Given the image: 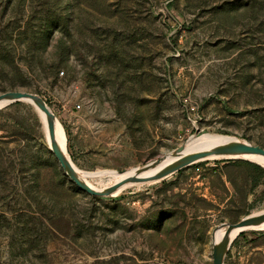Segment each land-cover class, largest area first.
Masks as SVG:
<instances>
[{
  "label": "rangeland",
  "instance_id": "obj_1",
  "mask_svg": "<svg viewBox=\"0 0 264 264\" xmlns=\"http://www.w3.org/2000/svg\"><path fill=\"white\" fill-rule=\"evenodd\" d=\"M35 11L40 33L22 34ZM0 24L19 26L0 93L41 96L82 170L140 167L203 132L264 148V0H0ZM20 102L0 108V264H212L213 231L264 210V171L228 158L91 195ZM227 264H264V245Z\"/></svg>",
  "mask_w": 264,
  "mask_h": 264
},
{
  "label": "water",
  "instance_id": "obj_2",
  "mask_svg": "<svg viewBox=\"0 0 264 264\" xmlns=\"http://www.w3.org/2000/svg\"><path fill=\"white\" fill-rule=\"evenodd\" d=\"M1 100H6V104L4 105V107L16 101L28 102L37 109L39 114L40 112H42L46 116L47 127L49 131L50 139H51L49 148L54 153L60 166L63 168L64 172L68 175V177L80 189L90 193L91 195L108 196V195H111L117 188H119L120 186L126 183H135V182L149 181V180H160L164 178L165 176L177 170H180L181 168L189 166L195 162L202 161V160H208L207 158L208 156H219L220 157L216 159H225V158L246 159L243 157L244 155L258 154L264 157L263 147L259 145H253L244 140L241 141L238 139H235L233 141H230L224 144L216 145L205 151H199V152L191 153V154L184 155V156L179 155V152H181L182 149L184 148V145L181 144L179 147L170 151L173 156H180L177 159L176 163L164 169H161L160 171H157L151 175L144 176L143 175L144 172L150 169L156 168L160 164L162 158L163 159L166 158V154H165L159 159L149 162L143 166L134 168V171L132 173L126 175L125 177H123L122 179L114 183L113 185L103 190H98V189L91 187L89 184H87L85 181L79 178L77 171L75 167L73 166V163L71 162L69 157L66 156L63 150H61L59 144L57 143L55 139L56 121H57L56 115L54 114V112L51 110V108L47 105V103L43 100L41 96H39L37 93L29 92V91H8V92L0 93V101ZM124 171L125 170L119 171V172H124ZM262 221H264V211L262 212L260 211L259 213H256V214L254 213L249 214L236 223H228V222L223 223L222 225H225L226 229L222 237L219 239V241L214 242L212 244V264H224L227 251L232 241L239 233L246 230V229H240V231H238L236 235L231 237L230 234L234 229L243 228L249 225H255Z\"/></svg>",
  "mask_w": 264,
  "mask_h": 264
},
{
  "label": "bare ground",
  "instance_id": "obj_3",
  "mask_svg": "<svg viewBox=\"0 0 264 264\" xmlns=\"http://www.w3.org/2000/svg\"><path fill=\"white\" fill-rule=\"evenodd\" d=\"M5 104H6V100H1L0 101V108L3 107ZM40 115H41V118L43 121L47 142L49 145L51 139H50V135H49L48 127H47L46 116L42 112H40ZM57 121H56L55 139H56L57 143L59 144L61 150H63V152L66 154V156L69 157L67 151H65L66 139L64 136L63 128ZM235 139L241 140V139L234 137V136L224 135L223 133L218 134L215 132L214 133L203 132L200 135L194 134L190 138H188L187 141H185L183 143L184 148L182 149L181 152H179V155L184 156V155L196 153L199 151H205V150L210 149L216 145L224 144V143L233 141ZM241 141H243V140H241ZM180 156H173L171 154V152L167 153L166 158L165 159L162 158L160 164L156 168L150 169V170L144 172L143 175L144 176L151 175L157 171H160L161 169H164V168L176 163L177 159ZM243 157L246 159L252 160V161H256L259 164H261L262 166H264V157L261 155L247 154V155H244ZM207 158L210 159V158H220V157L219 156H208ZM69 159H70V157H69ZM73 166L75 167L79 178H81L83 181H85L91 187L97 189V188H99V186H96L95 184L96 183L102 184L101 187H104V188H99L98 190H103V189L113 185L114 183H116L117 181H119L120 179H122L123 177H125L126 175H128L134 171V168H131V169L124 171V172H119L115 169H99V170H95V171H90V170H82V169L78 168L74 163H73ZM104 179H108L106 183H105ZM155 181H158V180H149L148 182L154 183ZM142 184H146L145 181L144 182L140 181V182H135V183H126V184L120 186L119 188H117L112 193V195L118 194L122 190H124L128 187L140 186ZM262 211H264V210H261V212ZM259 212L260 211L255 212L254 214L259 213ZM225 229H226V226L221 225L213 231L212 243L219 241V239L222 237ZM240 229L264 230V221H262L258 224H255V225H249V226H245L243 228H236L231 232V234H230L231 237L236 235V233L238 231H240Z\"/></svg>",
  "mask_w": 264,
  "mask_h": 264
},
{
  "label": "trees",
  "instance_id": "obj_4",
  "mask_svg": "<svg viewBox=\"0 0 264 264\" xmlns=\"http://www.w3.org/2000/svg\"><path fill=\"white\" fill-rule=\"evenodd\" d=\"M40 11H35L34 13H32L31 15H29V19L27 20L28 22V29L25 30L22 34H28V33H31L32 36H36V34L40 33V30L42 29V22L44 20H47V16L46 15H41ZM21 18V16H20ZM20 18H14L13 20L14 21H17V20H21ZM52 19H55V17ZM18 22H16L15 24H17ZM35 27H37V29H35ZM19 28V26L17 27H8V26H5V25H1L0 24V40H2V37L3 36H9V34L11 35V33L13 32V30ZM0 57L2 58H13V56L11 54H5V55H0ZM10 106H19V107H24L25 105L20 102V101H16V102H13L11 104H9L7 107H10ZM25 108V107H24ZM25 110V109H24ZM25 111H29V107H26V110ZM227 163H236V164H242V165H246V166H250L252 168H255V169H258V170H262L264 171L260 166H258L257 164H254L250 161H247V160H241V159H228V160H223ZM249 231H243L241 232L240 236L234 241L233 243V246L238 244L239 241H244V242H247V243H250V244H259V242L255 241L254 239H249L247 238V233ZM251 233H257V234H261L262 236H264V231H257V230H252L250 231ZM264 242V239L263 241ZM226 264H227V261H226Z\"/></svg>",
  "mask_w": 264,
  "mask_h": 264
},
{
  "label": "crops",
  "instance_id": "obj_5",
  "mask_svg": "<svg viewBox=\"0 0 264 264\" xmlns=\"http://www.w3.org/2000/svg\"><path fill=\"white\" fill-rule=\"evenodd\" d=\"M72 114H74V112L73 113H71V112L67 113V116H64V117L66 119H68L67 121L69 123L74 124L75 123L74 119H76L77 115L76 114L72 115ZM257 231H259V230H257ZM262 231H264V230H262ZM240 234L241 233H239L234 238V240L232 241V243H231V245H230V247H229V249L227 251V254H226V257H225V260H224V264L226 263V261L230 262L231 258L234 256V253L239 252V249H242V248H245V247H247V248H258L259 247L260 248V246L264 245V242H262L263 239H264V236H262L261 234H257V233H252V234H255V235L254 236H249V234L247 233V238L254 239L255 241L259 242V244H255L254 245V244H250V243H247V242H244V241L241 240V241H239L238 244L233 246L234 241L240 236Z\"/></svg>",
  "mask_w": 264,
  "mask_h": 264
}]
</instances>
